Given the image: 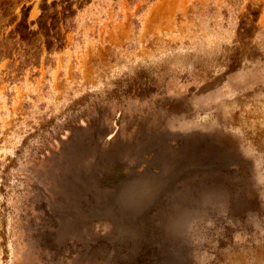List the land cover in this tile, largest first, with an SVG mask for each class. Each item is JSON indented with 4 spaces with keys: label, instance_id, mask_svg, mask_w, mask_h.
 Listing matches in <instances>:
<instances>
[{
    "label": "rangeland",
    "instance_id": "1",
    "mask_svg": "<svg viewBox=\"0 0 264 264\" xmlns=\"http://www.w3.org/2000/svg\"><path fill=\"white\" fill-rule=\"evenodd\" d=\"M71 1L0 48V264H264V0Z\"/></svg>",
    "mask_w": 264,
    "mask_h": 264
},
{
    "label": "trees",
    "instance_id": "2",
    "mask_svg": "<svg viewBox=\"0 0 264 264\" xmlns=\"http://www.w3.org/2000/svg\"><path fill=\"white\" fill-rule=\"evenodd\" d=\"M78 10H80V6L74 9V3L71 0H60L52 2L50 5L45 4L36 21V30H31L27 20L23 18L16 24L14 30L9 33L8 39L0 41V48L3 41L17 37L18 41L15 43L10 42L9 47L13 49L14 47H20L17 50V56L24 65L27 63L34 65V53L41 47H43L47 55L61 52L65 44L66 35L76 31L75 19ZM19 69L20 66L17 67L16 71ZM14 81L11 79L7 80L9 84H13Z\"/></svg>",
    "mask_w": 264,
    "mask_h": 264
},
{
    "label": "bare ground",
    "instance_id": "3",
    "mask_svg": "<svg viewBox=\"0 0 264 264\" xmlns=\"http://www.w3.org/2000/svg\"><path fill=\"white\" fill-rule=\"evenodd\" d=\"M125 185V184H124ZM143 185V184H142ZM126 191V190H125ZM122 193V192H121ZM121 195V194H120ZM123 195V194H122ZM122 198V197H121ZM144 201V200H143ZM122 206V205H121ZM123 208V207H122Z\"/></svg>",
    "mask_w": 264,
    "mask_h": 264
}]
</instances>
